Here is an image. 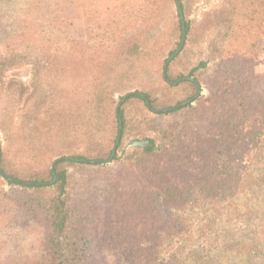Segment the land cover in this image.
<instances>
[{"label": "trees", "instance_id": "obj_1", "mask_svg": "<svg viewBox=\"0 0 264 264\" xmlns=\"http://www.w3.org/2000/svg\"><path fill=\"white\" fill-rule=\"evenodd\" d=\"M192 3L0 0V264H264V0Z\"/></svg>", "mask_w": 264, "mask_h": 264}, {"label": "rangeland", "instance_id": "obj_2", "mask_svg": "<svg viewBox=\"0 0 264 264\" xmlns=\"http://www.w3.org/2000/svg\"><path fill=\"white\" fill-rule=\"evenodd\" d=\"M219 0H193L192 6L189 11V17L192 19H200L201 14L203 11L208 9L211 4H216ZM41 7V5H39ZM46 8V4H42ZM63 11L67 14V33L69 35V38L72 40L75 39H86V24L84 23V19L82 18L79 10L76 8L74 3H68L66 6L63 7ZM48 15L46 19L42 17L41 11H39L37 14H32L33 19L36 23L43 25L45 28H48L52 26L51 20L49 19ZM5 12L2 8V4H0V23L5 22ZM4 24L3 29L7 30L10 29L14 24L17 23L16 17H13L10 19V22ZM1 27V25H0ZM95 32V29L92 30L91 34ZM263 48H264V40H263ZM200 47L196 44H190L188 45V51H196L199 50ZM263 50V49H262ZM262 50L260 52V55L262 53ZM1 51V50H0ZM259 55V59H260ZM199 57H204L202 54L199 53ZM197 58V57H196ZM259 59L257 60L256 64L258 63ZM183 60V57L181 58L179 65L181 64ZM184 60H186V57H184ZM257 70V67H256ZM257 72H261L257 70ZM1 83L5 87V93L4 97H0V140L2 142V145H5L4 140V130L9 127L7 123V118L4 116V108L7 107V96L8 101L9 99H12L14 97L13 91H15L17 99H25L26 97H29V95L32 93L35 85V69L32 65H24L21 67L13 68L9 71H6L4 75L2 76ZM203 93H205V90H203ZM118 93H115L114 98L116 99L118 97ZM3 187L5 189H8V185L4 184Z\"/></svg>", "mask_w": 264, "mask_h": 264}, {"label": "crops", "instance_id": "obj_3", "mask_svg": "<svg viewBox=\"0 0 264 264\" xmlns=\"http://www.w3.org/2000/svg\"><path fill=\"white\" fill-rule=\"evenodd\" d=\"M257 70L264 72V48L262 50V53L260 55V59L258 63L256 64Z\"/></svg>", "mask_w": 264, "mask_h": 264}]
</instances>
